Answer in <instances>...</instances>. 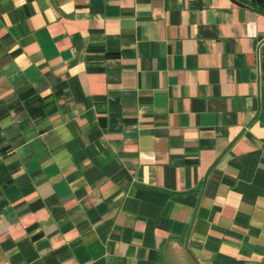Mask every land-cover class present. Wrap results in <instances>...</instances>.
<instances>
[{"label": "crops", "instance_id": "crops-1", "mask_svg": "<svg viewBox=\"0 0 264 264\" xmlns=\"http://www.w3.org/2000/svg\"><path fill=\"white\" fill-rule=\"evenodd\" d=\"M0 264H264V12L0 0Z\"/></svg>", "mask_w": 264, "mask_h": 264}, {"label": "trees", "instance_id": "trees-1", "mask_svg": "<svg viewBox=\"0 0 264 264\" xmlns=\"http://www.w3.org/2000/svg\"><path fill=\"white\" fill-rule=\"evenodd\" d=\"M237 1H243V0H237ZM248 1L251 5H253L255 8L261 10L264 12V3L259 1V0H246Z\"/></svg>", "mask_w": 264, "mask_h": 264}, {"label": "water", "instance_id": "water-1", "mask_svg": "<svg viewBox=\"0 0 264 264\" xmlns=\"http://www.w3.org/2000/svg\"><path fill=\"white\" fill-rule=\"evenodd\" d=\"M259 1H261V2H263V3H264V0H259Z\"/></svg>", "mask_w": 264, "mask_h": 264}]
</instances>
